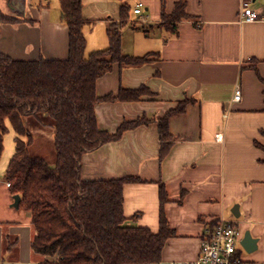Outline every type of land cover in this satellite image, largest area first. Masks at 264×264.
Returning a JSON list of instances; mask_svg holds the SVG:
<instances>
[{
    "label": "crops",
    "instance_id": "1",
    "mask_svg": "<svg viewBox=\"0 0 264 264\" xmlns=\"http://www.w3.org/2000/svg\"><path fill=\"white\" fill-rule=\"evenodd\" d=\"M81 1L82 16L92 21L83 28L85 53L106 48L107 29L120 20L119 4L130 0ZM162 1L171 12L179 0L128 3L134 26L142 30L132 29L130 40L120 41L122 53L150 59L138 66L114 63L95 83L97 96L142 85L149 92L137 101L98 102L94 111L98 127L112 133L123 121L162 117L185 103L182 112L168 117L170 148L160 160L156 125H139L84 153L81 177L140 178L123 185V212L154 233L163 184L168 199L162 210L174 235L164 244L161 262L195 259L202 236L222 217L236 221L240 239L245 231L256 238L251 252L240 245L242 256L264 263V21L238 22L239 0H184L193 18L175 21L170 29L160 24ZM250 6L264 14V0ZM0 13L19 19L0 23L1 52L24 60L68 56L58 2L0 0ZM236 84L240 100L232 102ZM8 162L0 165V264H36L42 256L31 249L30 214L13 205L4 179Z\"/></svg>",
    "mask_w": 264,
    "mask_h": 264
},
{
    "label": "trees",
    "instance_id": "2",
    "mask_svg": "<svg viewBox=\"0 0 264 264\" xmlns=\"http://www.w3.org/2000/svg\"><path fill=\"white\" fill-rule=\"evenodd\" d=\"M60 19L68 29V56L53 59L40 56L24 60L0 51V155L7 122L13 129L14 152L4 179L11 193L18 194V207L30 214L35 235L32 251L42 256L36 264H157L166 240L174 235L162 206L167 201L163 184L159 188V229L133 224L135 218L123 212V185L140 182L135 176L86 180L81 177L82 155L115 141L124 131L155 124L159 159L172 143L168 117L184 110L185 103L158 118L141 117L123 121L110 133L100 129L94 106L102 101H137L149 92L144 86L120 88L116 94L97 96L96 80L113 64L138 66L148 54L122 53L120 31L126 25L130 6L119 4L118 22L107 29L108 46L85 53L83 28L91 20L82 16L81 0H58ZM193 18L185 1L175 2L171 12L161 4V25L173 29L174 22ZM19 19L0 13V23ZM33 117L52 132L54 162L31 155L34 136L24 118Z\"/></svg>",
    "mask_w": 264,
    "mask_h": 264
},
{
    "label": "built area",
    "instance_id": "3",
    "mask_svg": "<svg viewBox=\"0 0 264 264\" xmlns=\"http://www.w3.org/2000/svg\"><path fill=\"white\" fill-rule=\"evenodd\" d=\"M251 2L252 0H239L238 22L264 21V14L260 15L255 11L250 6ZM133 12L141 13V7L137 5ZM240 95V86L236 84L231 101H239ZM6 185L9 186V182ZM240 248V232L236 221L219 217L214 226L202 236L195 259L157 264H264L245 259Z\"/></svg>",
    "mask_w": 264,
    "mask_h": 264
},
{
    "label": "rangeland",
    "instance_id": "4",
    "mask_svg": "<svg viewBox=\"0 0 264 264\" xmlns=\"http://www.w3.org/2000/svg\"><path fill=\"white\" fill-rule=\"evenodd\" d=\"M33 3H45L46 5L53 6L54 4H57L58 0H31ZM128 3L133 6L134 0L128 1ZM133 13L130 14V16L127 19L126 25H124L121 28L120 31V39L121 41L125 40V38L129 39L134 34L132 29H139L142 30L141 26H134L133 23L134 17ZM97 28V27H96ZM125 32H128L126 34ZM142 36H144L143 31L140 33ZM25 126L28 128V130L33 134L34 136V144L29 148V153L31 155H39L42 156L48 163L54 162V148L53 143L51 139L49 138L50 129L47 127L42 128L41 124L36 121L33 117H29L26 119ZM14 133L13 129L6 126V131L3 135V150L0 155V165L5 161H8L10 157L12 156L14 152Z\"/></svg>",
    "mask_w": 264,
    "mask_h": 264
},
{
    "label": "water",
    "instance_id": "5",
    "mask_svg": "<svg viewBox=\"0 0 264 264\" xmlns=\"http://www.w3.org/2000/svg\"><path fill=\"white\" fill-rule=\"evenodd\" d=\"M13 205L18 206L20 196L18 194L13 195ZM237 206L235 205L234 208L232 209V213L235 217L238 216V213L236 212ZM240 245L246 252H251L256 248V238H252L250 236V233L248 231H245L242 238L240 239Z\"/></svg>",
    "mask_w": 264,
    "mask_h": 264
}]
</instances>
